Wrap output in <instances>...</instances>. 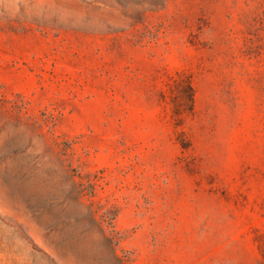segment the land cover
<instances>
[{
	"label": "rangeland",
	"instance_id": "1",
	"mask_svg": "<svg viewBox=\"0 0 264 264\" xmlns=\"http://www.w3.org/2000/svg\"><path fill=\"white\" fill-rule=\"evenodd\" d=\"M0 264H264V0H0Z\"/></svg>",
	"mask_w": 264,
	"mask_h": 264
}]
</instances>
